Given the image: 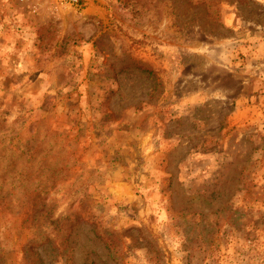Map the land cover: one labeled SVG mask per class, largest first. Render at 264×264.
I'll return each mask as SVG.
<instances>
[{"label":"rangeland","instance_id":"1","mask_svg":"<svg viewBox=\"0 0 264 264\" xmlns=\"http://www.w3.org/2000/svg\"><path fill=\"white\" fill-rule=\"evenodd\" d=\"M0 264H264V0H0Z\"/></svg>","mask_w":264,"mask_h":264},{"label":"trees","instance_id":"2","mask_svg":"<svg viewBox=\"0 0 264 264\" xmlns=\"http://www.w3.org/2000/svg\"><path fill=\"white\" fill-rule=\"evenodd\" d=\"M141 71L143 72H148V70L142 69ZM228 196V195H227ZM194 198H189L188 199V203L191 204V208L193 207V202H194ZM216 212H212L211 214L208 215H215ZM180 216H189V217H196L198 218V222H195V228L193 233L195 232V239L196 240H201L199 241L200 246L199 249L202 247H209V245L211 243H214L215 240H217V238L219 237V231H220V224L218 221H216L215 219H210L209 221L204 220L203 216H205V213H203V210H194V212H179ZM107 250L108 252H110L111 254L114 253V249L112 248L110 242H107L106 244Z\"/></svg>","mask_w":264,"mask_h":264}]
</instances>
